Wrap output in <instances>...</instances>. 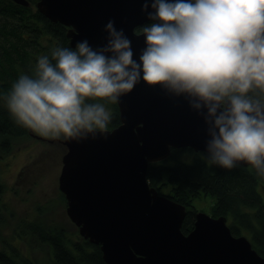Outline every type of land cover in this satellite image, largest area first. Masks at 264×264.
I'll use <instances>...</instances> for the list:
<instances>
[{
	"label": "clouds",
	"instance_id": "clouds-1",
	"mask_svg": "<svg viewBox=\"0 0 264 264\" xmlns=\"http://www.w3.org/2000/svg\"><path fill=\"white\" fill-rule=\"evenodd\" d=\"M139 61L114 22L106 47H57L3 96L17 124L42 137L107 133L111 104L143 79L206 109L209 162H245L264 177V0H152ZM145 10L148 3L145 2ZM111 53V55H108Z\"/></svg>",
	"mask_w": 264,
	"mask_h": 264
},
{
	"label": "water",
	"instance_id": "water-1",
	"mask_svg": "<svg viewBox=\"0 0 264 264\" xmlns=\"http://www.w3.org/2000/svg\"><path fill=\"white\" fill-rule=\"evenodd\" d=\"M24 2L23 0H16ZM145 2L148 8L145 10ZM152 0H38L47 18L67 26L72 47L87 41L107 46L111 21L131 41L139 61L146 47L139 25L152 22ZM111 55V53H108ZM120 123L109 132L55 140L65 148L59 175L66 211L80 234L100 245L108 264H264V255L244 234L235 235L226 215L196 211L193 228L182 227L186 204L152 186L149 164L170 156L172 148L207 152L211 139L206 109L192 107L186 95L141 79L116 103ZM208 153V152H207ZM249 166L245 162H239Z\"/></svg>",
	"mask_w": 264,
	"mask_h": 264
},
{
	"label": "trees",
	"instance_id": "trees-1",
	"mask_svg": "<svg viewBox=\"0 0 264 264\" xmlns=\"http://www.w3.org/2000/svg\"><path fill=\"white\" fill-rule=\"evenodd\" d=\"M14 7L11 0H0V11L4 9L9 12H2L0 16L20 13ZM31 15L20 14V19L15 18L8 20L9 22L0 20V158L12 151L18 138L30 134L28 128L16 123L3 96L21 75L34 74L39 57H51L52 50L57 47L76 48L69 43L65 25L50 20L39 11L34 15L44 22L43 30H39L35 28L36 25L31 26L32 20L23 18ZM149 23L151 22L139 25L137 30L142 31L143 26ZM27 34L35 36H25ZM89 102L109 105L112 120L108 128L120 123L117 104L98 98ZM184 150L194 153L191 162L180 159V152ZM147 177L150 184L160 189L162 194L186 204L187 214L181 226L184 232L187 233L194 225L196 209L192 205L193 198L203 192L214 193L216 203L211 215H226L232 233L248 234L245 235L253 242V246L264 255V193L260 189L261 186L264 187V177H259L251 166L237 164L233 169L221 168L209 162L207 152L181 147L172 148L167 159L150 163ZM166 185L169 186L168 194L162 192ZM5 190L6 185L0 179V239L1 224L4 221L1 214L5 208L2 197ZM63 197L65 198L64 194ZM49 211L48 201L44 205L39 204L37 214H33L32 218L23 217L19 220L14 232L20 244L5 241L0 247V264H41L22 249L21 243L26 237L29 244L36 242L49 246L50 264H108L99 244L89 242L78 229L74 235H70L65 227H59L48 216Z\"/></svg>",
	"mask_w": 264,
	"mask_h": 264
},
{
	"label": "rangeland",
	"instance_id": "rangeland-1",
	"mask_svg": "<svg viewBox=\"0 0 264 264\" xmlns=\"http://www.w3.org/2000/svg\"><path fill=\"white\" fill-rule=\"evenodd\" d=\"M43 41L45 40L43 39ZM105 105L110 110L109 105ZM64 152V146L57 141L51 142L29 134L18 138L12 151L7 156L0 158V179L6 185L2 197L5 208L2 209L1 214L4 221L1 224L0 247L6 243L5 241L20 244L14 232L17 223L23 217L32 218L33 214H37L39 204L44 205L48 201L51 209L48 216L56 221L59 227H65L70 235L77 232L78 226L72 222L67 214V201L59 187L58 179ZM179 157L184 161L191 162L194 153L184 150L180 152ZM260 189L264 193V187L261 186ZM162 192L168 194L169 186L166 185ZM214 203H216L214 193L203 192L192 200V205L196 211L207 214H212ZM27 239L26 237L25 241L21 243L24 252L28 253L38 263L50 264L49 246L36 242L29 244Z\"/></svg>",
	"mask_w": 264,
	"mask_h": 264
},
{
	"label": "flooded vegetation",
	"instance_id": "flooded-vegetation-1",
	"mask_svg": "<svg viewBox=\"0 0 264 264\" xmlns=\"http://www.w3.org/2000/svg\"><path fill=\"white\" fill-rule=\"evenodd\" d=\"M11 1L13 2V4L16 7V9H15V10H17L16 12H18V11L20 12V13H17V14H19V15L20 14H26V15H31L32 14L31 16H27V17H23V18L24 19L29 18L30 20H32L31 21L32 22L31 26H35L36 25L35 28H37L39 30H43L44 22L41 21V20L36 19V17L34 16V15H36V12H39L38 5H37L38 4V0H23L24 2H17L16 0H11ZM0 12H1L0 14H2V12H4V14L5 13H9L7 10L4 11V9H3V11H0ZM17 14L15 13V15H13V16H8V15L7 16H0V20H2V21H8V20L12 21L15 18L18 20V19L21 18V16H19V15L17 16ZM39 19H40V17H39ZM28 24L30 26V22ZM34 31H36V30H34ZM66 35H67V33H66ZM25 36H35V35L27 34ZM69 41H70V39H69Z\"/></svg>",
	"mask_w": 264,
	"mask_h": 264
}]
</instances>
